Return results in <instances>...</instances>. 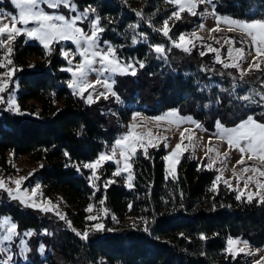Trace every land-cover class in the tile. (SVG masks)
I'll return each mask as SVG.
<instances>
[{
    "label": "trees",
    "instance_id": "1",
    "mask_svg": "<svg viewBox=\"0 0 264 264\" xmlns=\"http://www.w3.org/2000/svg\"><path fill=\"white\" fill-rule=\"evenodd\" d=\"M75 3L81 10L96 8L107 29L101 34L102 40L110 42L121 59L143 61L146 66L140 69L137 64L138 75L117 80L120 102L111 97L88 104L68 86L71 76L62 70L68 68V62L61 56V45L45 48L20 37L11 56L17 99L21 107L38 102L40 111L31 116L0 109V168L4 170L7 153L15 157L37 155L44 166L34 174L30 185L40 183L47 193L60 195L73 208L72 224L76 228L83 230L86 209L101 200L110 219L104 232H90L85 240L65 221L54 220L49 213L15 200H0V217H10L18 225L19 234L33 232L28 237L31 264H243L238 257L233 259L225 253L227 241L240 238L263 247L264 204L258 199L247 203L245 197L238 201L237 193L226 186L212 191L216 172L199 165L190 155H184L174 179L166 171L164 143L148 150L147 156L140 151L133 164L131 189L112 184L96 192L82 167L118 139L134 112L158 116L177 109L211 132L217 121L234 127L253 113L264 122V108L235 99L249 88L264 92V69L245 75L244 81L250 83L239 80L238 69L223 68L216 62V53L208 50L211 45L220 50L222 59H227L228 47H220L217 40H205L190 47V52L173 49L171 41L156 30L177 10L168 0ZM213 6L221 16L264 18V0H213ZM0 10L17 11L9 0L0 3ZM200 23L195 16L182 15L170 28L172 40ZM132 24L139 28L134 31L129 27ZM137 33L147 34V39ZM134 35L139 41L136 44L131 42ZM241 36L232 37L239 40ZM154 44L165 45L167 61L155 57ZM4 51L0 49V58ZM109 175L106 172V177ZM145 221L149 232L143 230ZM202 235L206 239L202 240ZM41 244L45 246L44 255L38 251ZM12 254L16 262L22 259L18 241Z\"/></svg>",
    "mask_w": 264,
    "mask_h": 264
},
{
    "label": "snow or ice",
    "instance_id": "2",
    "mask_svg": "<svg viewBox=\"0 0 264 264\" xmlns=\"http://www.w3.org/2000/svg\"><path fill=\"white\" fill-rule=\"evenodd\" d=\"M2 2L3 0H0V3ZM168 2L175 5L177 10L172 11L169 17L163 21L162 28L156 30L162 32L163 36L167 37L174 47L180 48L184 52H190V47L185 45H193L192 39L186 38V34H181L178 38V42L172 40V37L170 36L171 29L169 21L172 19L180 20L182 18L181 14L185 11L192 16H196V9L199 4H212L213 0H168ZM9 3L14 6L17 10L16 12H4L0 10V49H4L6 52L3 59L7 62V65L12 64V60L8 57L12 53L13 49L9 45L19 35H24L30 39L38 40L45 48H48L49 41L54 39L71 41L76 46V52L73 54L65 51L63 55L66 59L72 55H79L81 57V61L75 65V71L71 67L62 69L72 72L73 79L68 82V86L77 94L81 95L82 98L83 93L88 91L90 88L93 89V92H95L94 85L88 80L89 73L95 72L98 77H105L103 86L107 89V92L97 93V99L100 97L107 99L108 94L110 93L117 101L119 100V96L115 91H113V84L115 81L111 80V77L115 74L135 76L137 75V64L140 69H143L146 66L143 61L133 63L122 60L118 56L117 50L108 41H104L103 45L101 44V34L107 29L102 25V17L99 13H97L95 7L88 6L81 11L75 3V0H9ZM62 7L67 10L68 15H65L60 11L49 12L46 10V8L59 10ZM250 7L255 9V5ZM72 13H75V15H72ZM136 15L142 16V13L137 12ZM85 22H87L89 26L88 31H85L84 27H81V25ZM224 22L228 24L229 31L238 29L243 35L239 40H236L234 37H229L225 40V43L229 44L226 60L221 58L219 49L213 48L209 45L208 50L216 53V62L221 63L223 68L239 69V80L244 81L246 73L252 71L253 69H259L260 62L264 61V18L254 20L227 18ZM109 23H111V21H109ZM30 24L34 26L29 27ZM129 27L135 31L139 28V25L132 24L129 25ZM212 31H215V29ZM137 35L142 39H147V34L145 33H137ZM137 35L131 37L132 44L139 42ZM191 35L199 39L195 32ZM244 37H247V39ZM216 43L219 44L220 41L217 40ZM237 43L240 44V47H235V44ZM151 47L157 59L167 61V51L165 45L154 44ZM200 54L204 55L205 53L201 52ZM245 60L248 61L247 69L241 68V62ZM68 62L71 64L72 60L68 59ZM0 67H6V64L0 62ZM13 71L14 68H10L3 75L10 79ZM207 71L214 70L207 69ZM218 74L225 75V73ZM228 75L231 76V73H228ZM232 79L236 80L237 77L232 76ZM101 83L102 81L99 78L95 81V84ZM244 83L250 82L244 81ZM7 87L8 80H0V94L5 93ZM262 87H264V85H262ZM234 90L235 85L233 86V91ZM85 99L88 103H92L93 94L89 93ZM235 99L242 103H246L247 105H257L258 107L264 108V92L257 91L255 88L246 89L243 95H236ZM0 105H4L9 111H20L13 94H9L7 98L0 95ZM136 115L139 116V113ZM175 117H178V113L171 112L168 114V117H160L159 119ZM192 122L195 123L194 121ZM217 124L220 125L218 138L226 139L229 147L236 148L241 154L237 164L245 165V156H247L248 160L257 159L261 162V165H264V122L257 120L254 113L241 120L234 127H224L221 125L220 121H217ZM135 127L136 125L133 124L132 131L114 142V146L111 148L110 154H101L94 162L83 165V168L93 170L92 177L90 179L98 180L99 177L96 175V170L101 166V162L113 160L119 152V156L123 158V172L127 173V180L129 181V186H131L133 174L131 170L132 165L129 161L136 155L137 145H139L142 149L141 154L144 156H147L148 154L147 147H145L146 143L151 144L152 147H157V145L152 143L151 140L143 141L141 139V135L136 133ZM197 127H199L198 124ZM77 134L79 135L80 133L78 132ZM147 135L151 136L152 133L149 132ZM182 151H184L182 145L177 144L174 152L165 158L170 162L169 174L172 175L174 179L176 178L175 164L178 163L179 154ZM64 154L66 157L69 156L67 152ZM217 155H219V153H217ZM224 155H226V153ZM173 157H176V160H173ZM115 163L119 165L121 161L116 159ZM213 163L214 161L209 162L206 167L211 169L213 167ZM241 173L245 174L240 176V179L244 180V185L243 190H241L239 186L234 189L238 192L236 199L240 201L242 197H244L245 192L248 191L249 185L254 184L257 191L253 194L247 195L246 202L252 203L254 197H256L258 198L259 203L264 204V195L261 194L264 192V180H254V176L257 174L259 177H264V167L257 165L245 166L241 168ZM248 173H251V175H247ZM113 175L120 176L121 168L117 167ZM233 175L236 176L235 169H233ZM26 179L27 177H20L18 179L11 180V183L15 185V189L7 187L5 182L0 180V190H3V192H5L10 199L16 200L25 206L37 207L38 205L27 203V200L25 199V196L27 195L26 190L23 195L21 194L20 186L22 181ZM221 179L222 175H218L216 177L217 182ZM111 182L114 181H106L105 184ZM224 182L229 188H232V185L228 183L227 180ZM39 187V184L35 186V189H33V195ZM92 187L97 188V185L93 183ZM212 191H216V184L213 185ZM103 202V200L100 201V203ZM41 210L48 212L51 209L41 207ZM91 210L92 207L90 205L88 211ZM105 211H107V209H105ZM61 219H63V217H61ZM87 219L95 220L97 218L89 216ZM6 225L7 227L5 228ZM103 227L104 226L100 223L94 225V228L97 231H102ZM0 229L5 230L4 234L0 236V253L6 255V259L0 260V264H12L13 254L12 248L9 245H11L15 238L19 236V232L17 230L18 225L15 222H11L8 217H0ZM143 230L145 232H149L147 221H145V227ZM24 235L29 236L30 233L26 232ZM77 235H80L82 239L85 240L88 238L87 231L82 234L77 233ZM201 239H206V237L202 235ZM19 244L20 254L27 261L29 259L28 254L31 251L30 246L27 241L24 240L19 241ZM238 244H242L243 246L238 248L235 247ZM248 247L249 245L247 241H238L236 239L229 238L227 241V247L225 248V253L231 255L233 259H235L237 255L244 253L245 249ZM38 251L42 254L45 251V246L42 244L38 245ZM246 254L253 255L254 253L248 251ZM262 262H264V257H261L260 260L250 261L249 264H262Z\"/></svg>",
    "mask_w": 264,
    "mask_h": 264
},
{
    "label": "rangeland",
    "instance_id": "3",
    "mask_svg": "<svg viewBox=\"0 0 264 264\" xmlns=\"http://www.w3.org/2000/svg\"><path fill=\"white\" fill-rule=\"evenodd\" d=\"M171 4V3H170ZM172 6H175L171 4ZM46 7V6H45ZM176 7V6H175ZM79 8V7H78ZM80 9V8H79ZM47 11L52 12V11H60L63 12L65 15H68V12L66 9L63 7L59 10H53V9H47ZM81 10V9H80ZM82 11V10H81ZM197 15L195 16L197 19L201 20V23L198 27H196L194 30L186 34V38L192 39L193 45L195 46L196 44H202L205 40H219L220 41V47L222 46H227L229 47L228 43H225V40L229 37H232L234 34L238 35H243L238 29L229 31V26L227 23L224 22L225 19L231 18L228 16H221L217 15L215 11H213L212 4L204 3V4H199L197 9ZM8 12V11H4ZM72 15H75V13H72ZM183 16H192L190 15L187 11L181 14V17ZM218 18H219V23H218ZM179 20L172 19L169 21V26L170 28ZM8 22V21H6ZM20 26V25H17ZM34 25L30 24L29 27H32ZM202 26V27H201ZM81 27H84L85 31L89 30V26L87 22H85ZM215 29V31H212ZM195 32L196 36L199 37L197 39L196 37H193L191 34ZM26 37L24 35H19L16 37V39L9 45L13 51L8 57L11 59V56L14 52L15 49V43L20 37ZM28 40L30 38L26 37ZM247 39V37H244ZM34 40V39H30ZM40 43L38 40H34ZM178 42V39L175 40ZM103 40L101 37V44L103 45ZM41 44V43H40ZM111 44V43H110ZM43 45V44H41ZM55 45H61V56L68 62V59L72 60V63L69 64L68 62V68L71 67L75 71V65H77L81 61V57L79 55H72L68 59H66L63 55L65 51L75 53L76 52V46L71 42V41H64V40H58L54 39L49 41V47L55 46ZM112 45V44H111ZM193 45H185L187 47H192ZM107 47L106 45H104ZM113 46V45H112ZM237 46V45H236ZM235 46V47H236ZM114 47V46H113ZM173 49H180L177 47H174L172 45ZM238 47V46H237ZM115 48V47H114ZM6 55V52L4 51V54L0 58V62H3L6 64V67H0V80H8V87L5 93L0 94L3 95L5 98L8 97L9 94H13L15 96L16 102L19 106V112L16 111H9L6 109L4 105H0L1 110H5L7 112H10L12 114H18V115H35L37 116V113L40 111V107L38 105V102H29L25 106L21 107V105L18 102L17 99V91H18V86L16 82L13 80L14 78V71L11 75V78L9 79L8 77H5L3 74L8 71V69L12 68L11 65H7V62L3 59L4 56ZM119 56V55H118ZM123 60V59H122ZM125 61V60H124ZM137 67V66H136ZM241 68L247 69L248 68V61L245 60L241 62ZM67 69V68H66ZM264 69V61L260 62V68L259 69H253L250 72H247V74H250L253 71H262ZM239 70V69H238ZM240 71V70H239ZM70 74L71 79H73L72 72L66 71ZM139 73V69L137 67V75ZM123 76L127 75H120V74H115L111 77V80H114L115 83L113 84V91L116 92V83L117 80ZM100 79L102 81L101 84H95V81L97 79ZM105 77H98L97 73L91 72L88 75V80L94 85L95 92H93V89H88L85 93H83V99L87 102L85 99L89 93L93 94V102L96 103L101 100H106L103 97H100L97 99V93L99 92H107V89L103 86V81ZM69 80V81H70ZM68 81V82H69ZM70 88V87H69ZM71 91L78 95L79 97L82 98L81 95L77 94L72 88H70ZM111 94H108V98H111ZM107 98V99H108ZM120 102V100H118ZM91 104V103H88ZM171 112H177L178 117L175 118H167V119H159L160 117H168V114ZM139 113V116L136 114ZM183 121V122H181ZM194 121L195 123H193ZM135 124V131L137 134L141 135V139L143 141H148L151 140L152 143L156 144L159 146L160 144L164 143L165 147L167 149V154L166 157L170 156L174 150L177 144H181L184 151H182L179 154L178 158V163L175 164V177L177 176L178 173V167L180 166L182 159L185 154L190 155L192 158H194L199 165H203L206 167V165L209 162L214 161L213 167L210 170H213L216 172V177L218 175H222V179L217 182L216 181V187H222V186H227V184L224 182L225 180L228 181L232 185V188H229L232 191H235L237 194L238 192L234 189L239 186L241 190H243V185H244V180L240 179L241 175H245L241 173V168L245 166H250V165H257L264 167V165H261V162L257 159L253 160H248L247 156H245V165H239L237 164V161L240 159L241 154L236 148H230L227 140L226 139H220L218 138V134L220 131V125L217 124L216 128L214 131H208L204 129L202 126H200L197 121L190 115H184L182 114L179 110L173 109V110H168L164 112L161 115L158 116H148L142 111L139 112H134L131 120L129 121L128 125H126L123 129V132L120 134L119 138H122L124 135L132 131V125ZM197 124L199 127H197ZM221 125H223L221 123ZM224 126V125H223ZM225 127V126H224ZM151 132L152 135L148 136L147 134ZM183 134V138H182ZM114 146V143L110 145L109 147L106 148V150L102 153H109L111 148ZM145 147H147V151L155 148L152 147L151 144H145ZM142 151L139 145H137V153L135 156L131 158L129 161L132 165V174H133V164L134 161L138 155V153ZM219 153V155H217ZM226 153V155H224ZM165 157V158H166ZM6 162H3L4 165V170L0 168V180H3L6 184L7 187H11L15 189V185L11 183V180L18 179L20 177H27L26 180L22 181L21 183V194L23 195L25 190L27 192V195L25 196V199L27 200L28 204H35L38 205L37 207H32V206H25L29 207L32 209H37L41 210V207H47L50 208L51 210L45 213H49L52 215L55 219L54 220H63L66 222V224L75 232L77 233H83L85 231L88 232H104L106 230L107 226V221L110 219L108 218V211H105V208L102 206V204H94L91 205L92 210L88 211V208L86 209V218H85V226L83 230L76 228L72 224V214H73V208H71L60 195L55 194L54 192L50 191V194L45 191V188L42 184H39V189L35 191V194L33 195V189H35V185H30L31 181L33 179V176L36 172H38L43 166L44 162L38 158L37 155H32V156H20V157H15L12 153H7L6 154ZM119 159L121 163L117 165L115 163V160ZM173 160H176V157H173ZM94 162V161H93ZM165 164H166V171L169 177H172V175L169 174V168H170V162L169 160L165 159ZM111 166V168H107V166ZM117 167L121 168V175L120 176H114V172L116 171ZM83 168V167H82ZM208 168V167H206ZM209 169V168H208ZM233 169H235L236 176L233 175ZM86 172V176L88 179L89 184L92 186L93 183L97 185V188H95L96 192H99L102 189H105L109 187L112 184H117V185H122L125 186L128 189H131L133 187L134 183V174H133V179L131 181V186H129V181L127 180V173L123 172V158L119 156V152L117 153V156L114 157L113 160L111 161H106V162H101V166L96 170V175L99 177L98 180H92L90 179L92 177V171L91 169H85L83 168ZM106 172L109 173L110 175L106 177ZM247 175H251V173H248ZM255 179H260L264 180V177H259L258 174L254 176ZM106 181H114L111 183L105 184ZM257 191L256 187L254 184L249 185L248 191L245 192L244 197L246 198L247 195L253 194ZM264 195V192L261 193ZM5 201H4V200ZM10 198L7 196L3 190H0V200L3 202H8ZM254 199H258L254 197ZM12 200V199H10ZM16 201V200H15ZM18 202V201H17ZM44 212V211H42ZM89 216H94L97 219L95 220H88L87 217ZM8 217V216H4ZM63 217V219H61ZM10 218V217H8ZM11 220V218H10ZM11 222H13L11 220ZM100 223L102 224L103 230L102 231H97L94 228V225ZM7 225L5 226V228ZM4 229H1L0 231V236L4 234ZM26 233V232H24ZM23 234H19L18 237L15 238L14 242L9 245L11 248L14 247L15 244H19V241L24 240L27 241L28 243V237L32 236L33 232H27L30 233L29 236H25ZM236 239L238 241H244L240 238H232ZM249 247L245 249L244 253H240L236 257L240 259L243 264H249L250 261H256L260 260L261 257H264V246L263 247H254L250 243H248ZM242 244H238L235 247H242ZM19 249H20V244H19ZM259 250V251H257ZM248 251H251L254 253L253 255H247L246 253ZM44 255V252L42 253ZM21 255V254H20ZM22 259L19 262H16V260L12 261V264H31L30 260L28 259L27 261L23 258L21 255ZM6 259V255L3 253H0V260ZM264 264V262H262Z\"/></svg>",
    "mask_w": 264,
    "mask_h": 264
}]
</instances>
